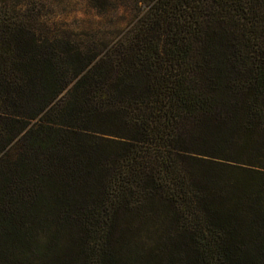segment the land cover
Returning <instances> with one entry per match:
<instances>
[{"label":"trees","instance_id":"1","mask_svg":"<svg viewBox=\"0 0 264 264\" xmlns=\"http://www.w3.org/2000/svg\"><path fill=\"white\" fill-rule=\"evenodd\" d=\"M134 1L98 48L0 0V264H264V0Z\"/></svg>","mask_w":264,"mask_h":264},{"label":"rangeland","instance_id":"2","mask_svg":"<svg viewBox=\"0 0 264 264\" xmlns=\"http://www.w3.org/2000/svg\"><path fill=\"white\" fill-rule=\"evenodd\" d=\"M29 10L38 21L39 33L50 38L70 37L83 45L102 48L117 43L147 12L134 0H111L96 9L92 0H6Z\"/></svg>","mask_w":264,"mask_h":264}]
</instances>
